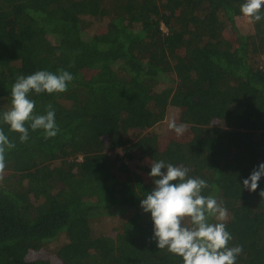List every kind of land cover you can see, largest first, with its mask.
<instances>
[{
    "label": "trees",
    "instance_id": "trees-1",
    "mask_svg": "<svg viewBox=\"0 0 264 264\" xmlns=\"http://www.w3.org/2000/svg\"><path fill=\"white\" fill-rule=\"evenodd\" d=\"M243 2L0 0V117L18 76L74 77L66 92L30 94L35 115L52 105L56 136L26 124L22 143L0 119L15 145L0 178V264H49L27 255L62 238L59 264H183L158 249L140 207L160 160L207 182L229 247L242 246L236 264H264V177L243 188L264 163V18L240 33ZM171 109L187 131L159 136Z\"/></svg>",
    "mask_w": 264,
    "mask_h": 264
},
{
    "label": "clouds",
    "instance_id": "clouds-1",
    "mask_svg": "<svg viewBox=\"0 0 264 264\" xmlns=\"http://www.w3.org/2000/svg\"><path fill=\"white\" fill-rule=\"evenodd\" d=\"M264 0H244L240 12L249 22H259L262 18ZM71 73L61 69L59 74L46 70L36 71L28 76H18L11 89V107L2 114L4 124L9 130L19 133L20 142L28 140V128L43 130L45 139L57 135L55 110L47 106L44 115H35V101L30 94H54L67 91L73 81ZM176 135L182 136L187 127L172 121L168 125ZM8 136L0 128V173L5 168V152L14 148ZM189 169L183 166L166 164L163 160L153 161L148 174L154 187L140 202L144 213L151 214L153 224L152 239L158 249L182 257L183 264H236L242 246L229 247L232 235L227 231V210L211 196L202 195L207 182L200 178L189 177ZM264 177V163L255 168L243 188L256 192L258 182ZM2 178V176H0ZM264 199V190L259 192ZM209 218L217 222L210 223Z\"/></svg>",
    "mask_w": 264,
    "mask_h": 264
},
{
    "label": "rangeland",
    "instance_id": "rangeland-1",
    "mask_svg": "<svg viewBox=\"0 0 264 264\" xmlns=\"http://www.w3.org/2000/svg\"><path fill=\"white\" fill-rule=\"evenodd\" d=\"M236 23L238 25V29L240 30V33H247L249 31H251V26H250V22L246 17H237L236 18ZM101 26V25H100ZM97 26L96 28L100 27ZM100 30V28H98ZM14 34L13 31H11V35ZM14 37V35H12ZM54 51H55V47L54 46H50L47 49L48 54H50L51 56H54ZM89 74V73H88ZM86 74V78L88 79L90 77V74L88 75ZM175 121L177 123L178 121V112L176 110H168L166 118L163 120V122H161L160 124H158L157 126H155L152 130L158 134L159 136H167V135H171L173 133V130L169 129L168 125L170 122ZM118 153H120L118 151ZM135 167V168H134ZM129 168H131V170H135L136 171V166L135 163H130ZM136 173H139L138 171H136ZM2 174H0V176H2ZM5 175V174H4ZM140 177L143 179V177L140 175ZM121 190V188H119ZM111 227H108L107 230L110 231V234H113L112 230L109 229ZM103 230V228H102ZM63 239V238H62ZM61 239V240H62ZM59 241V243L57 244L56 248H59L60 246H62L64 244V242ZM53 245H49L48 248L46 250H43L41 252H30L27 255V260H35V259H43L45 261H47L49 264H59V260L58 258L55 256V253H52V251L56 250V248Z\"/></svg>",
    "mask_w": 264,
    "mask_h": 264
}]
</instances>
